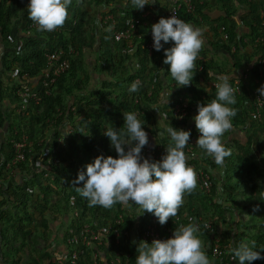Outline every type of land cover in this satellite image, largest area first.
Here are the masks:
<instances>
[{
    "label": "trees",
    "instance_id": "1",
    "mask_svg": "<svg viewBox=\"0 0 264 264\" xmlns=\"http://www.w3.org/2000/svg\"><path fill=\"white\" fill-rule=\"evenodd\" d=\"M15 1H18V3L14 5ZM29 1L0 0V37L6 39L7 44L10 46L9 50L13 54L16 51V60H18L21 69L20 76L27 74L30 81H37L40 85L39 89L35 90L36 92L45 95L48 90L50 95L44 96L39 106L32 103L28 111L29 115L19 118V121H14L9 129L11 139L21 142L26 136L28 146L25 149L26 160L18 167V177H14L11 174L12 168H8L15 156L11 141L8 142L9 152L2 157L0 163V196L3 197V201L12 202L14 209L21 211L23 214L18 220L13 221L12 215L0 211V240L2 245L0 247V264H20L22 248H27L30 251L28 262H31V264H56L58 259L56 253L51 254L50 251L40 252L35 249L37 242L31 238V229L36 231L35 218L37 214L40 215L39 217H54L56 219L59 214L68 213L71 209L72 214L77 213L79 215L75 220V227H79L83 222L99 227L102 223L101 220L108 217V213L111 212L112 208L89 207L88 200L76 192L72 181L77 178L80 171H86L85 166L92 163L98 156L117 158V153L111 147L110 140L104 133L107 127L123 128V113H137V118L143 124L144 131L148 134L149 139V144L142 150V155L145 157L146 152L152 151L151 148L156 149V146L161 144L167 148L172 143L169 134L166 132L168 126H172L177 130L191 129H188L187 123L192 111H189L190 115L184 121H180L173 114V108L176 105L181 106L186 101L191 106H196L195 111L197 112L198 104H207L216 96L215 90L207 97L204 94L205 89L200 84L201 76L205 74L206 69L212 70V64H215L214 60L208 61V64L200 61L195 62L192 83L189 86L180 87L171 77L170 68L165 74H162L160 70L163 66H169L163 63L166 58L164 49H168L174 44L169 42L164 45V49L161 51H154L149 54L145 46L149 42L148 38H144L143 43L137 39V48L135 49H129L128 45L124 43H115V37L111 30L114 28L117 30L128 29L126 28V17H137L141 21L143 20L142 14L145 9H135L131 0H127V3L126 0H94L97 4L95 5L97 10H94L95 13L90 17L89 23L85 22L87 16L85 10L80 9L81 0H72L71 5L68 7V18L61 28V32L54 33L41 32L37 30V27H33L35 23L29 19L27 9ZM150 1L157 5V8L159 7L160 1ZM111 2L118 4L113 11L115 15L120 7H124L122 13H124L125 18L123 16L118 18L116 25H113L110 21L108 26L105 27L108 29H104L106 32L102 36L103 39L101 38V41L105 43V47L102 43V46L94 48V54L99 57V64L103 71H107L111 77L110 80L103 81L101 88L79 96L85 90L84 88L90 79V77H80L84 69L81 57H79V59H70V70L55 78L56 82L44 89V80L53 78L52 73H49L47 55L54 53L58 48H62L66 52L71 48H80L81 50V47H86L91 49L95 31L89 32L90 23L102 13L103 9L99 10L100 6L103 4L106 6ZM91 3L93 5V1ZM205 7L209 11H215V8H218L227 15L224 20L219 22L227 29L228 41L218 43L220 46L217 47L227 52L232 60L230 66L240 68L245 62L252 67L253 75L257 79L259 70L254 65L257 56L254 58L244 56L243 53H246L245 48L247 49V46L240 36L239 27L241 23L237 19H232L230 14L231 12L239 14L240 9H244L245 12L250 14V21H252L250 26L251 36L254 41L257 37L264 35L263 21L258 17L260 16L259 10H264V0H214V2L207 0ZM203 9L198 8L196 15L206 17ZM18 11H21V13L18 14ZM20 15L24 17L26 22L22 33L25 35L23 37L15 35L11 27L14 24L13 19ZM196 15L189 14L184 8L179 13V19L197 27L199 19ZM247 20L245 19V24H247ZM16 40L22 42L21 47L12 45ZM113 41L114 44H110ZM233 47H236V53L233 52ZM205 51H207L206 57H210L216 49L209 46V49H205L203 52ZM20 52L23 55H20ZM259 52L264 57V44L260 45ZM202 66H204V72L199 71ZM136 79L140 80L139 90L130 93L129 87ZM254 81L244 85L242 95H236V103L229 105V107L236 110V115L231 118V129L233 131L241 132L247 130L248 126L254 127L256 124L250 119V107L248 105ZM172 85H174L173 94L168 95L166 91L172 90ZM152 87L153 89H151ZM17 92V88L13 90V97L17 95ZM150 93L151 95H149ZM203 96L205 97L203 98ZM69 98H74L77 102L78 114H72L69 110L67 103ZM196 101H199L198 104ZM9 116L11 120L16 117L14 113H9ZM7 120L5 116L0 118V135L2 134L1 130L6 133ZM66 122L69 124V128L68 126L65 127ZM260 125L263 126L262 131L264 133V125L262 123ZM70 128H72V134H68ZM190 132L191 139L196 131L191 129ZM160 135H163V137H160ZM61 138L68 139L69 146L61 145L59 143ZM222 138L225 139L226 137L223 136ZM2 142V138H0V144ZM154 142L156 144L152 145ZM192 147V152L197 156L192 161L196 168H203L205 171L210 170L216 173L219 170L223 171V175L216 177L215 180L232 206L225 207L215 202V199L220 197L217 187L213 189L211 195L201 193L200 189L196 187L191 194H185L188 201L184 202L177 215L183 218L182 224L184 226L189 223L199 226L197 235L203 242L206 255H209L206 242H209L212 237L221 238L222 246L230 247L228 255L213 258L212 264H239L238 259L234 258L231 250L239 247L241 243H247L251 247V242L255 241L256 248L254 250H264V138H260L259 132L254 133L253 131L246 136V142L237 143L236 152L226 146V148L231 149L232 154L225 159L223 170L219 169L220 167L216 165L212 157L206 154L205 150L199 148L196 144ZM157 153L161 154L162 152ZM150 161L154 160L151 158ZM23 175L28 177L25 181L22 178ZM36 185L42 188L39 199H44V201L43 203L40 200V202L37 201L40 209H36L34 213H31L30 209L24 206L32 200L28 190L31 186L35 187ZM76 186H82V184ZM240 191L242 194H250V196L247 195V198L249 197L248 202L251 203V207L248 203L244 207V211L248 209L251 213L250 216L253 222L250 224L247 223L248 219L244 222L243 214L239 211L242 209L236 205L238 204L237 193H240ZM55 196L56 198L53 199ZM114 207L116 213L121 212L122 204L117 203ZM229 209L235 214V226L231 229L228 227L231 224L227 225L225 219V212ZM213 219H216L213 228L205 229V224ZM125 222L121 228L122 243L125 246L121 248L124 250L128 248L129 234L133 226L131 218H126ZM222 224H226V229L222 228ZM49 227V221L44 219L42 225L44 233L50 230ZM170 227L174 232L179 226L171 223ZM68 235L69 233H64V240ZM165 239H167V233L164 232L161 235V240ZM45 240H48L47 246L49 247L51 242L47 238ZM261 255L264 256V252H261ZM81 256L86 259L84 264L91 263L90 250L84 249ZM133 264H136L135 259ZM245 264H249V262L246 261ZM251 264H264V259L252 261Z\"/></svg>",
    "mask_w": 264,
    "mask_h": 264
},
{
    "label": "clouds",
    "instance_id": "2",
    "mask_svg": "<svg viewBox=\"0 0 264 264\" xmlns=\"http://www.w3.org/2000/svg\"><path fill=\"white\" fill-rule=\"evenodd\" d=\"M92 1L94 10H97L95 6L97 4L94 0H91V2ZM158 1H160V4L157 8V5L151 3L150 0H131L135 9L142 10L144 8L145 10L142 14V21L137 17H126V28L129 29L131 25H134L136 32L141 34L142 43L144 38H148L149 42L153 40V48L157 52L164 49V45L169 42L174 44V46L164 49V56L166 58L163 63L170 67L163 66L160 69L161 73L165 74L170 68L169 72L171 77L180 87L189 86L193 80V72L196 66L195 62L200 61L208 64V61L212 60V56L206 57L207 51H203L209 49V46L217 47L220 46L218 43H226L228 41L229 34L226 32L227 29L219 22L222 20L221 14H224V17H227V15L218 8H215V11L205 9L207 0H192V5L194 7L193 12H188L187 8L181 7L178 11V18L175 15L168 18L170 11L177 8V2L175 0ZM211 1L214 2V0ZM28 3L27 9L29 19L37 25V30L54 33L61 32V28L68 18V7L71 5L72 0H30ZM117 6L118 4L115 2H111L106 6L105 4L100 6L99 10L103 9L102 13L99 17L95 18L92 24L91 31H95L94 40L103 43V47H105V43L101 41V38L103 39L102 36L106 32L104 29H108L105 27L108 26L110 21H112L113 25H116L117 19L122 16L124 17V13H122L124 7H120L116 15L113 14ZM184 8L192 15H196L198 8H204L203 11L206 17L203 18L202 16L196 15L197 19H199V25L194 27L190 23L179 19V13ZM80 9L83 10L81 7ZM239 11V14H233L231 12L230 17L239 20L241 23L240 27L244 32L240 33V36L247 46V49L245 48L246 53L253 52V58L257 56L254 60V65L259 70V77L257 79L254 77L252 67L245 62L240 68H232L234 74L231 77L220 74L216 75L218 77H215V79L219 81L212 79L214 74L213 70L206 69L205 74L201 76L200 84L202 88L205 89L206 92L204 94L207 95V97L216 90L215 98L207 104H198L199 101H196L198 104V114L195 111L196 106H191V104L186 101H184L181 106L176 105L175 108H173L174 116L180 121H184L190 115L189 111H192L187 126L188 129L191 128L196 131L194 132L193 138L190 139L191 129L177 130L172 126H168L166 132L169 134L172 143H170L167 148L162 144L156 146V149L151 148V152H146V158L142 155V150L149 144V139L148 134L144 131L142 122L137 118V113H123V128L116 129L114 127H107L104 133V135L109 138L111 147L117 153V158H113L112 156L105 157L103 155L98 156L92 163L85 166L86 171H80L77 174V178L72 181L76 192L81 197L88 200L89 207L101 206L105 209H110L117 203L128 208H131L132 205L133 207L137 206L142 211V214L144 212L153 214L158 219L159 224L163 226L170 218L177 216L184 202L188 201V197L185 194H191L196 187H198L195 170L186 164L187 157L184 149L189 147L188 145L190 142L195 141L196 146L205 150L206 154L214 159L217 166H224L225 159L230 157L232 153L231 149L226 148L223 144L222 137L225 132L232 128L231 118L236 115L235 108L229 107V105H234L236 103L234 96L235 90L230 85L229 80L232 81L238 73H248L250 75V81L247 84L255 80L253 83V90L258 88L257 91L259 95L264 97V57H262L259 52L260 45L264 44V35L257 37L253 41L250 28L252 23V21H250V14L245 12L244 9H240ZM259 11L260 16L258 17L263 21L264 25V10L260 9ZM106 17H112V20L107 24L104 22ZM245 19H248L247 24H245ZM58 28L59 31H55ZM111 31H113L115 43H124L128 45L125 40L116 38L115 34L122 30L114 28ZM207 31H214L217 33L220 37L219 41L210 44L208 38L205 40L204 36H206ZM136 40L137 38L134 40V44L137 43ZM148 43L145 45L146 48ZM110 44L113 45L114 41ZM97 46L99 45L94 44L89 50ZM119 46L121 47V45ZM75 50L79 55L73 58L79 59L88 48L81 47V50L80 48ZM232 50L234 53L237 52L236 47H233ZM199 71L204 72V66H202ZM19 73L21 74V70ZM23 76H25L26 82ZM19 79L21 85L16 87L18 92L15 96L19 102L16 104L12 113L15 114V118H24L29 115L28 111L32 103L38 106L41 105L43 97L49 96L50 93L40 95V92L26 88L24 85L27 86L30 81L27 74L19 76ZM45 80L50 81L49 78ZM258 81L260 85L263 84L261 87L257 84ZM213 83H217L215 85L216 89L213 88ZM139 87L140 80L136 79L130 85L129 92H137ZM173 87L174 85L171 87L172 90L169 89L166 91L168 95L173 94ZM151 89H153V87ZM20 92L37 94L40 99L39 103L21 98L19 96ZM82 93H80L79 96L86 95L84 92ZM149 95H151V93ZM204 97L205 96H203V98ZM71 102L70 104L68 103L69 110L72 114H78L77 102L74 98ZM184 103H187L190 109L187 110V115L183 119H180L176 111L178 107H182ZM23 104H28V109L25 114L20 112ZM248 105L250 107V119L253 123L257 124H255L257 129L264 120V110L262 111L260 120L253 119V93H251V99ZM65 124L69 128V124L67 122ZM71 130L72 128L69 129L68 134H72ZM247 130L251 133L255 131V128L248 126ZM247 130H242V132L246 134ZM14 140L15 139L10 140L12 144L13 142H18ZM64 140L65 139L61 138L59 143L63 145L62 142ZM66 141H68V139ZM155 144V142L152 143V145ZM159 146H163L166 152L163 151L161 154H158L157 148ZM156 154L162 156V158L155 159L153 156ZM149 157L154 161L147 159ZM193 160L189 162L190 165H193ZM9 167L12 168L11 174L14 177L17 176L19 166L12 167L10 165L8 168ZM195 169L204 170L203 168L196 167ZM205 172L209 173L214 180L217 177L214 175L213 171L208 170ZM81 184L82 186H76ZM216 187L221 197L216 198L215 202L225 207L232 206L217 182L214 188ZM198 189L200 188L198 187ZM212 191L211 193H206L200 189L201 193L207 195H211ZM181 219L182 223L183 218L181 217ZM213 220L216 221V219ZM197 233H199V226L189 223L187 226L181 225L176 228L173 233V238L165 240L155 239L151 244L141 240L136 248L138 253L136 264H211L210 259L203 250V242L198 238ZM133 243H136V241H133ZM255 248L256 242L252 241L251 247L247 243H241L239 247L233 248L231 251L234 258L238 259L239 264H245L246 261L251 264L252 261L264 259V256L261 255V252H264V250L257 251L254 250Z\"/></svg>",
    "mask_w": 264,
    "mask_h": 264
},
{
    "label": "built area",
    "instance_id": "3",
    "mask_svg": "<svg viewBox=\"0 0 264 264\" xmlns=\"http://www.w3.org/2000/svg\"><path fill=\"white\" fill-rule=\"evenodd\" d=\"M177 2V8L170 11L169 17L175 15L178 18V11L181 7L187 8L188 12H193L194 7L192 5V0H175ZM112 17H106L105 23L107 24ZM33 27H37L36 24ZM55 31H59V28ZM54 32V31H53ZM117 39L125 40L129 48H137V43L134 44V40L137 38L142 43L141 34L137 33L134 25H131L129 29L119 31L115 34ZM147 49L149 54H152L155 50L153 48V40H151ZM79 53L75 49H69L68 52L62 48H58L54 53H49L47 55L49 73H52V79L50 81L44 80L43 85L44 89L48 88L52 83L55 82V78H58L69 71L71 64L70 59L78 56ZM49 76V75H48ZM250 81V75L248 73L236 75L232 81L229 80L230 85L235 90L234 96L242 95L243 89L242 86L246 85ZM218 83V82H217ZM217 83H213V88ZM260 85V82H257ZM263 84L260 85V87ZM216 89V88H215ZM256 90H253V112L252 117L255 120H260L262 117V111L264 110V97H261ZM50 92L47 90L46 94ZM19 96L26 100H33L39 103V96L35 93H25L20 92ZM28 109V104H23L20 112L25 114ZM190 109V106L187 103H184L182 107H178L176 114H179L180 119H183L187 115V110ZM194 109V108H193ZM27 137L24 136L21 142H13L14 147V159L12 160L11 166L17 167L22 164L25 159V149L27 148ZM194 142L189 143V147L184 149V152L187 157L186 164L189 167H192L197 174V183L198 187L205 191L206 193H211L212 189L216 186L214 178L207 172L202 169H195L194 165H190L191 160H195L197 157L193 153ZM158 152H166L163 146L157 148ZM155 159H161L162 156L155 155ZM161 157V158H160ZM150 160V157L148 158ZM15 174V173H14ZM123 209V210H122ZM71 210V209H70ZM72 214V210H71ZM79 215L73 213L70 217V225L65 223L63 224L61 230L62 237L57 239V242L52 241L50 246V252L56 253L58 259L56 264H84L86 259L81 256L84 249L91 251V263L89 264H133L136 257L135 252L138 246V243L143 240L149 244L155 239L161 240L162 233H167V239L173 238V230L170 227V224L181 226L182 219L180 216L172 217L168 220L165 225H160L158 219L151 213L144 212L137 207L128 208L122 205L121 212L116 213V208L112 207L111 215L105 217L101 220L99 227H94L92 224L83 222L79 227H75V220ZM126 218H131L132 221V230L129 234V245L126 250L121 247H125L122 243L121 228L126 223ZM110 223L106 224L107 222ZM215 220H212L205 224V229H212L213 223ZM64 233H69L68 237L64 240ZM136 241V243H133ZM221 238L212 237L209 242H206V249L209 250L208 258L212 261L213 258H219L224 255H228L230 251L229 246H222ZM74 247V248H72ZM204 250V249H203ZM2 264V263H1ZM212 264V262H211Z\"/></svg>",
    "mask_w": 264,
    "mask_h": 264
},
{
    "label": "crops",
    "instance_id": "4",
    "mask_svg": "<svg viewBox=\"0 0 264 264\" xmlns=\"http://www.w3.org/2000/svg\"><path fill=\"white\" fill-rule=\"evenodd\" d=\"M18 1H15L14 5L17 4ZM21 11H18V14H20ZM222 20H224V14H221ZM87 20V21H86ZM89 20L86 16L85 18V22L89 23ZM95 20V18L92 20V22L90 23V28H89V32L92 30V24L93 21ZM13 25L12 27V31L15 33V35H21L22 37L25 36L23 35V31H24V27H25V20L24 17H22V15L15 17L13 19ZM239 31L240 33H243L244 30L241 29V27H239ZM218 39V40H216ZM208 38L209 43H216L217 41H219V35L217 33H215L214 31L210 32L207 31L206 36H204V39L206 40ZM8 40V39H7ZM94 44H98L99 46H102V43L98 40H93L92 45ZM13 46L18 45V47H21L22 42H20L19 40H16V42H14L12 44ZM9 45L7 44L6 39H2L0 37V118H4V116L8 119L7 123L5 125V131L1 130V135L0 138H2V144H0V163L2 161V157H4L6 154H8L9 152V144L8 142L11 140L10 135H9V129L10 126H12V123H14V121H19V118H14V120L10 119L11 117L9 116V113H12L14 108L16 107V104H18L19 100H17L16 97H13V90L16 89V87L21 85V81L19 79V71L20 69V64L18 63V60H16V51H14L15 54H13V52H11L9 50ZM95 48V47H94ZM94 48L92 50H86L83 52V54L81 55V60L83 63H86V65L88 66H93V74L90 76V79L88 80V84H86L87 86H91V82L92 85L97 84V86H101L102 82L110 80V76L108 75L107 71H103L102 67L100 66V62H99V57L94 54ZM101 49V47H100ZM213 49H216V51H214V54L212 53V60L215 61V64H212V70L214 72L213 74V80H217L215 79V77H218L216 75L220 74V75H226L231 77L234 74V70L232 69L231 65V58L228 56L227 52L224 51L222 48L220 47H216L213 46ZM92 51V52H91ZM91 52V53H90ZM97 52V51H96ZM90 53V54H89ZM245 57H249L253 55V52L250 53H243ZM16 55V56H15ZM20 55H23L22 52H20ZM91 55H95L91 56ZM229 59V60H227ZM83 66V65H82ZM84 71L87 69H85V67L83 66ZM212 74V73H211ZM80 77H89L87 74H85L84 76L82 75V73L80 74ZM209 77V75H208ZM23 79H25L26 82V78L25 76H23ZM100 80V81H99ZM95 83V84H94ZM26 88L31 89V90H38L39 89V84L37 81H29L28 85H24ZM95 90V89H92ZM91 90V91H92ZM73 98H69V101H72ZM167 104V103H166ZM10 120V121H9ZM262 124L264 125V120L262 122ZM65 127L67 128V125L65 124ZM255 131L254 133H260V138H264V133L262 131L263 126H258L256 129V125H254ZM8 130V131H7ZM64 132V131H63ZM250 132L249 130L246 131V134L243 133L242 131H233L232 129H230L229 131L224 133V137H226L225 139L222 138L223 144L230 148H232V150L234 152L237 151V143H242V142H246V136L249 135ZM225 167V162H224V166L220 167L219 169L223 170ZM215 176L219 177L220 175H223V171H217V173L214 171L213 172ZM27 174V173H25ZM18 173L17 176L18 177ZM22 178L24 179V181L28 178L25 175L22 176ZM42 188L38 185H36L35 187L31 186L30 189L28 190V194L30 196H32V200L29 204H25V208L27 207V209H30L31 213H34V211L36 209H40L38 207L39 204H37V201L40 202L39 200V196L41 195ZM6 203H5V202ZM3 201V197L0 196V211L3 213H9V215H12V220H18L19 217H22L23 214L21 213V211L19 210H15L14 206L11 203H8L6 200ZM73 212V211H72ZM71 210L67 213H62L59 214L58 217L55 219L54 217H48V218H44V217H39L40 215L37 214L36 218H35V224H36V231H34L33 237L32 239L35 240V242H37V239H50L49 241L52 242H57V239H61L62 237V231L63 228V224L67 223L70 225V217H71ZM49 221V228L50 230L46 233H44V230L42 228L44 219ZM11 240H13L12 237H10ZM38 244V245H37ZM39 242L36 243V250L37 251H49L50 250V246L48 247H43L41 249H39ZM0 247H2L1 245V240H0ZM23 250H21V255L22 257L26 256L28 257L30 255V251L27 248H22ZM136 260V259H135ZM31 263V262H29ZM28 262L26 264H29ZM20 264H23L22 260L20 262Z\"/></svg>",
    "mask_w": 264,
    "mask_h": 264
},
{
    "label": "rangeland",
    "instance_id": "5",
    "mask_svg": "<svg viewBox=\"0 0 264 264\" xmlns=\"http://www.w3.org/2000/svg\"><path fill=\"white\" fill-rule=\"evenodd\" d=\"M19 3H21V1H19ZM92 3H91V0H82V2H81V5H80V7L84 10L85 9V11H86V15L88 16L87 18L88 19H90V17L91 16H93L94 15V13H95V11H94V6H92L91 5ZM109 41V40H108ZM92 52V51H91ZM90 52V53H91ZM89 53V54H90ZM91 56H94V57H96L95 55H91ZM82 65L85 67V69H87V71L85 70H82V75L84 76L85 74H87L89 77L93 74V69H94V67L93 66H88V65H86V63H83L82 62ZM100 81V80H99ZM95 84V83H94ZM99 88H101V86L99 85V86H97V84H95V85H92V82H91V86H87V87H85L84 89V93H88L89 91H91L92 89H99ZM77 95H78V93H77ZM67 103H72L71 101H67ZM163 135H161V137H162ZM63 145L66 147V146H69L68 145V142L66 141V140H64L63 142ZM56 194H57V192H56ZM247 195L248 196H250V194L249 193H246V194H242L241 193V191H240V193L238 192L237 193V198H238V204H236V205H238V207L240 208V209H242V210H239L240 212H241V214H243V218H244V222L248 219V221H247V223L248 224H250L251 222H253V220L251 219V216H250V212H249V210L247 209L246 211H244L245 210V204L246 203H248L249 205H250V207H251V203H249L248 202V199H249V197L247 198ZM220 197H221V195H220ZM56 198V196L55 197H53V199H55ZM186 200V199H185ZM40 201H42V203H43V201H44V199H40ZM248 204H246V205H248ZM42 206H43V204H41ZM45 208V207H44ZM249 208V207H248ZM249 209H251V208H249ZM44 210V209H43ZM109 215H111V212L110 213H108ZM107 214V215H108ZM108 215V216H109ZM237 215H239V214H237ZM225 219H226V223H227V225L228 224H231V225H229L228 227H230V229L231 228H233L235 225V214L233 213V211L232 210H227L226 212H225ZM222 228L223 229H226V224H222ZM33 234H34V231L31 229V238L33 237ZM50 240V239H49ZM39 242V249H41V248H43V247H47V245H48V240L46 241V240H44V239H40V240H38L37 239V243ZM48 242V243H47ZM38 245V244H37ZM135 254H136V257H135V259L137 258V256H138V253L137 252H135ZM28 258H29V256L28 257H26V256H24V257H22V262H23V264H26L27 262H28ZM233 261H234V258H233ZM29 263V262H28ZM29 264H31V263H29Z\"/></svg>",
    "mask_w": 264,
    "mask_h": 264
}]
</instances>
